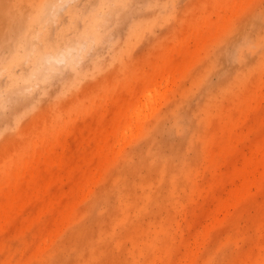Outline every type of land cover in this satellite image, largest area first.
I'll return each mask as SVG.
<instances>
[{
	"label": "rangeland",
	"instance_id": "374dc122",
	"mask_svg": "<svg viewBox=\"0 0 264 264\" xmlns=\"http://www.w3.org/2000/svg\"><path fill=\"white\" fill-rule=\"evenodd\" d=\"M119 1L73 66L0 73V264H264V0ZM57 5L50 54L112 8Z\"/></svg>",
	"mask_w": 264,
	"mask_h": 264
},
{
	"label": "bare ground",
	"instance_id": "6f19581e",
	"mask_svg": "<svg viewBox=\"0 0 264 264\" xmlns=\"http://www.w3.org/2000/svg\"><path fill=\"white\" fill-rule=\"evenodd\" d=\"M108 1L112 4V8L108 13L100 12V10H98L93 14L85 13L81 19L76 15L74 9H67V12H69L72 17L69 23L62 27V30L66 31L69 29H75L77 31V37L73 44L69 45L68 47L57 46L58 49L56 50V53L53 52L50 54L45 51V48L49 44L46 38V27L47 25L52 24L57 19H59L57 5L59 0H31L30 5L32 7V11L25 19L23 29L19 32L20 34L22 33V36L19 37L11 46L9 57H7L8 60L2 63L0 67V73H2V71L5 72L13 81H15L16 76L12 71L14 69L13 67L25 64L30 59H35L37 62L36 66L31 68V77L37 80L42 79V75L44 76L47 73H51L59 69L61 64L73 66V64L77 62V56L79 57L81 55L82 57L83 53L87 51L93 42H98L101 40L102 35L100 28H102L105 23H108L107 20H109V18L114 15V12L117 8H120L119 0ZM79 22L83 25L77 30L76 27L80 25ZM29 26L37 27V32L28 34L25 33V28ZM56 44L59 45L60 41H57ZM91 48L93 49V47ZM91 51L92 50L90 49L88 54H90ZM51 76L52 75L49 77ZM25 78H27V76ZM239 79L242 80L243 76H239ZM12 90L22 93L19 87ZM130 126H132V124ZM126 128L127 126H125V129ZM125 129L123 128L121 134L125 135Z\"/></svg>",
	"mask_w": 264,
	"mask_h": 264
}]
</instances>
